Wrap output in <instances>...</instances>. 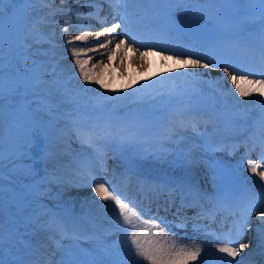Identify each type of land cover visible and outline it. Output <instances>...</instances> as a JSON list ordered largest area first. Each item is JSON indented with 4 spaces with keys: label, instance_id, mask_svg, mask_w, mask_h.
Listing matches in <instances>:
<instances>
[{
    "label": "rangeland",
    "instance_id": "rangeland-1",
    "mask_svg": "<svg viewBox=\"0 0 264 264\" xmlns=\"http://www.w3.org/2000/svg\"><path fill=\"white\" fill-rule=\"evenodd\" d=\"M6 1L2 28H0V57H2L0 71L3 73V81L2 85H0L3 97L2 101H0V113L7 111L8 116L4 120V130L2 129L3 131L0 132V150L12 151L16 145H14V142L19 140L22 145L20 148L23 149L24 154L26 153L25 151L29 150L28 130L14 109V103L21 87L27 91L29 106L33 108L38 120L45 129L48 141L49 170L48 177L43 181L48 182V184L45 185L42 182V184L36 185L35 189L27 191L28 199L25 207L29 214L31 211L32 214L35 211L37 212L34 207H36L37 201L44 197L43 190L52 188L55 190L57 196L47 197L45 195L46 198L44 200H48L53 206L55 205L59 208L64 206L66 211L69 212L68 206H62V204L71 202L77 198L78 201L76 203L80 202V200L82 202L85 201L82 207L86 203H94L97 211L105 219L117 216L118 209L108 206L113 202L105 201L95 193V185L94 183H90L89 173L95 177L96 181L105 182L106 186L112 190L111 176L107 174L125 166L121 158L137 169L143 168L150 176H159L158 174L162 175L163 173L171 176H193L194 173L196 175L202 173L204 158H202V154H198L200 150H198L197 154H194L196 152L192 146L190 147V141L183 139V142L179 146L172 141V137L177 132L176 129L179 122H181L180 130L182 134H193L190 130L187 131V134L184 133L185 127L182 123H185L191 117V113L195 112V108L193 107L196 104L195 100H198V103L205 101L200 97L201 93L206 98L204 92L198 93L197 91L188 90L187 95L189 97L185 98L188 103L185 105V112L181 115L177 111H174L177 104H179H175L176 99L171 104L153 107L151 112L143 117V114L140 112L133 109L127 110L125 106L128 104H125L122 96L115 97L116 94L114 92L107 93L105 91L110 85L120 87L121 83L117 82L125 78L123 76L126 73L123 74V72L118 73L115 71L114 74L109 73L108 70H112L113 63L105 70L100 67L99 78L103 80L107 87H101L98 83L91 82L88 93L75 95L74 97H70L71 100L67 102L64 100L58 104L52 101L47 94L40 92L38 87V82H41L40 75H42L40 69L42 67V57H44L43 51L46 50L44 46L58 42L52 39H42L39 33L41 29L36 30L28 26L33 21L28 16V7H25L21 12L10 8L11 12H9L10 3L8 0ZM36 1L42 2V0ZM30 3H33L32 0ZM210 3H212L211 8L214 11H217L216 5L221 6L223 9L220 12L225 16L226 14H235L245 6L248 9H255L258 5L254 0H246L243 3L237 2V0H213ZM80 7L78 6V8ZM49 9L51 8L48 7V11ZM47 16L48 20L53 21L54 16L52 14ZM22 18H26V20L21 22L19 19ZM33 19L37 21L44 20L42 14L34 15ZM209 26L211 25L208 24L207 27L211 28ZM55 28L54 23L50 21L49 29L55 30ZM76 36H79V34L72 36V39H75ZM120 39L114 41L116 45L124 43V38L120 37ZM116 45L112 46L109 51L111 57L114 54L117 56L122 51V48L117 49ZM96 63L99 62L94 61L91 65L96 66ZM103 63L107 64L109 62L106 60ZM188 69L192 73L204 78L210 73L208 70L199 71V68L194 66H189ZM118 75L121 77H117ZM130 78H135L132 72H129L127 78L124 80L128 81ZM217 80L211 81L215 86L223 87L220 94L223 95V98L221 100L217 98V101H219L218 105L214 99H209V101H205L202 105L215 108L214 113H227L231 118L239 120L236 112L232 111L228 113L229 111L225 109L226 106L231 108L233 104V100L227 98V96L231 97L230 92L234 90L232 89L228 93L229 86H226V84L231 85V81L226 79ZM123 84L126 86L125 83ZM251 87H259V85ZM15 89H18V91ZM136 100L134 98L133 103ZM223 102H225L224 108L220 106ZM26 134L28 135V140ZM149 135L152 138H148ZM90 137H94L95 140H89L88 138ZM99 144H103L105 149L113 152V156L115 157L110 163L107 161V164H101V160L98 159L97 149L100 147ZM182 145L189 150V153L185 154L184 158H181L179 154V149ZM16 150L18 151V148ZM117 156L121 157L119 162ZM4 160H0V194L5 204L6 199L4 200V197L6 196L7 198L12 183L20 182L22 179H18L22 178L23 175L25 176L26 172L25 170L15 168L10 161ZM27 161L28 155L23 160L24 169H27ZM101 175L102 177L100 178ZM34 215L36 221L49 217L40 214V212ZM38 226L41 236L45 239L53 232L52 226L50 225L49 227L48 222L47 224L44 223ZM141 228L143 229L142 243L145 244H152L151 240H153V236L161 233L157 229H152L149 222L143 221ZM22 229L21 227L20 230ZM123 232L107 235V239H118L122 245V250L119 249L118 252L125 256L131 255L132 250L129 248V241L127 239L130 232L122 234ZM146 235H150V238H147L148 240L145 239ZM161 241L166 242L167 240L163 238ZM20 253H22L21 249H19L17 255L19 256ZM59 258L58 253L54 255L53 264H58L60 262ZM132 258L137 259L134 255ZM141 264H145L144 261H141Z\"/></svg>",
    "mask_w": 264,
    "mask_h": 264
},
{
    "label": "bare ground",
    "instance_id": "bare-ground-1",
    "mask_svg": "<svg viewBox=\"0 0 264 264\" xmlns=\"http://www.w3.org/2000/svg\"><path fill=\"white\" fill-rule=\"evenodd\" d=\"M170 1L171 0H146V2L142 5L143 7H145L146 5L149 6L150 13H152L155 18L159 20H165L166 25L172 28H176L181 33L189 32L210 34V32L205 28V26H207V20L209 18L213 19L215 24L218 23L217 28H220V24L222 23V14L219 13L218 19L215 18V11L212 10V8L206 7L201 3H195L190 7L185 6V2L187 0H185V2L184 0H172L174 3L173 8L176 10V12H178V15H170L168 10V3H170ZM3 2L4 0H0V4H2ZM32 2L33 3L30 5L28 16H30V19L33 21L29 23L28 26L33 27L36 30L41 29L39 30V33L42 39H52L58 42L44 46L46 50L43 51L44 57H42L43 61H41V82H38L40 92H42L43 94H47L52 101L58 104L64 100L67 102L71 100L70 97L88 93L90 91L91 82L85 83L78 79V70L75 67L74 58L71 54V47L73 46L81 49V60L87 61V67L89 69H92L99 73L101 68L105 70L108 68V66L114 63L113 68H111L112 70H108L109 73L114 74L115 71L118 73L123 72V74L126 73L123 76L125 78H127V74L129 72H132L133 75H135V78H130L128 81L124 80L125 78L119 80L117 83H121L120 87H118L117 85L116 87L110 85L108 86L109 88L105 89V91L107 93L114 92L116 94L115 97L122 96L125 104H128L125 106L126 109H133L137 112H140L143 114V117L149 114L153 107L155 108L156 106L171 104L172 102H175L176 99L177 100L175 104H179H177V107L174 111H177L178 113H180V115L183 114L186 110L185 105L186 103H188L185 99L189 97L187 95L188 90L197 91L198 93L204 92L206 94V98L200 93L201 99L205 101L214 99L217 105L219 103V101H217V98H220V100L223 98V95H220L223 90L222 86L216 87L214 83H212L211 79L204 78L203 76L192 73L191 70L188 69L189 66H194L199 68V71L208 70L210 71V73H208V77L212 78L213 81L217 79V81H219L222 79V75L224 74L221 69L211 66H209L208 68L204 67V65L208 64L209 61H215L217 64H219L221 60L218 58V54L213 50L202 49L196 46L191 40L186 42H179L174 39H171V41H162L157 37H154L153 35L152 37L150 36V38H138L136 36L137 43L133 45L132 40L124 35L127 40L126 42H124L123 46L120 47L122 48V51L118 53L117 56L115 54L112 55L113 58L109 54L110 49L107 45L104 44L103 47L100 46L101 41L104 39L103 37L97 38L95 33L102 32L105 26L111 25H101L98 21L102 18H106L107 21L110 22L111 20H113V18L118 17V21L116 20V22H120L121 15L132 10L131 5L113 4L115 13L114 15H111L107 18L105 15L106 9L98 8V0H42V3L32 0ZM49 2H51V4H49ZM6 3L7 1L5 0L3 8L6 6ZM78 6L81 7L78 8ZM134 6L135 5H133V7ZM11 7L13 8V5L9 6V8ZM18 7L19 6H17L16 8ZM48 7H51L49 11ZM90 9L91 14H89ZM108 9L111 10V5H109ZM38 14H42V17L44 18L43 21H37L33 19L34 15L36 16ZM49 14H52L54 16L53 23L54 27H56L55 30L49 29L50 21L45 18V15L47 16ZM64 19H66V21H64ZM19 20L21 22H24L26 18H22ZM135 24V28H137L138 23L135 22ZM65 28L67 29V32H65ZM135 28H133V30L137 32ZM120 30L121 31L117 30V32L115 33L117 36L119 35V33L122 34V32L124 31V29L122 28H120ZM85 32L92 34L88 37L87 40L81 41L75 39V42L71 41V43L68 44L64 43V41L69 40L76 33L82 35ZM142 44L145 45V47H141ZM152 45H155L160 49L165 47L171 48L172 51L168 52L184 55L194 53L195 55H191V57L185 56L180 59L168 56L167 53H164L160 50L156 51L153 48L150 50V46ZM141 52H147L148 54L141 56ZM198 56L206 57V59H203L206 60V63L200 62L198 65H193L189 62L190 60H193V58L197 59ZM106 60H108L109 63L104 64L103 62H105ZM94 61L99 62L100 64L96 63V66L91 65ZM117 77L121 76L118 75ZM123 83H125L126 86ZM229 92L230 91H228V93ZM232 92L234 93L235 90H232L230 92L231 97L227 96V98H231L233 100V104L231 107L235 108L242 107L243 105H255L257 101L262 98L258 94H253L252 97H239L238 93H235V95H233ZM134 98L137 99L135 103H133ZM205 101H201V103H198V100L194 101L196 102V104L193 106L195 108V112L193 113L195 121H202L205 119L211 120V118H209L208 116L204 117L200 114L207 112L208 110L211 114H223L221 112L219 114H217L216 112L214 113L215 108L202 105V103H204ZM220 106L224 108L225 102H223ZM26 107H28V102L26 100V96L24 95L22 98H20V100L18 99V106L16 107V109L19 110L22 114H27V120L31 124L33 122V112L27 111L28 108ZM225 109L231 111V108L229 106H226ZM6 116H8L7 111L0 113V132L4 130V120ZM182 124H184L185 127L191 125H187L186 123ZM187 131L188 130H184V133L187 134ZM181 132V130L179 131V133L176 132V134L172 137V141L180 146L183 142V139H186L190 141V147L192 146L194 148L196 152L194 154H197L198 150H200L198 154H202L201 156L202 158H204L202 162V176L208 179L212 177V180L218 186L222 185L219 180V178L222 176L226 177L227 175L230 180L229 183H231L233 180L238 179L226 173L228 167L230 170L232 169L231 172L234 171V169H237L233 164L231 157H227V155L221 153L219 154L213 149H210L211 144L206 140V138H199L197 135L192 134L185 135ZM14 145V149L10 152L0 150V158H2L0 160L5 159L4 161H10L15 168L25 170L23 160L26 157V154H24L23 149L20 148L22 146L21 141L19 140L14 142ZM16 148H18V151L16 150ZM188 153L189 150L184 147V145H182L179 149L180 157L184 158L185 154ZM217 176H219V178L215 180V177ZM114 188L119 189V185L118 187L116 186ZM262 195H264V190H262ZM73 202H76V200H73ZM86 205H89V207L86 206V208L90 209L89 211L91 214L94 215V213H97V207L94 203H87ZM1 208L2 201L0 200V228L4 226L5 221ZM7 228L9 229V227ZM3 236L4 247L6 246V248H9L11 250H3V258H6V260H8L9 258L12 259L14 255V252H12L14 251V244H11V242L12 239L15 238V234L14 232H12V236H7L5 235V233H3ZM147 238H150V235H146L145 239L148 240ZM161 239L162 238L157 235L153 236V240H150L152 241V243L159 241L165 246H170L172 244L171 240L163 242L161 241ZM41 241H43V239L40 237L39 233H37V231L35 232V230H32V241L30 243L29 249L30 259L28 260L27 264H53L51 254L47 252L53 249L52 243H49V250L45 251L43 250V244L45 245V242ZM246 241L247 239H244L242 243H246ZM248 242L249 241H247V243ZM176 247L179 246L176 245ZM80 249L84 248L81 247ZM42 251H45L46 253H42ZM78 251L80 250L75 251L76 254ZM217 252L218 250L212 253L216 254ZM220 254L224 253L218 252L216 255ZM77 255L83 256L82 251ZM207 259L208 257H201L199 259H196L195 261L189 262V264H201V261ZM68 261H73V257H68L66 261L62 262H64V264H67ZM89 261L88 258L85 257L84 264H88ZM144 263L147 264V262ZM58 264H61V261L58 262Z\"/></svg>",
    "mask_w": 264,
    "mask_h": 264
},
{
    "label": "snow or ice",
    "instance_id": "snow-or-ice-1",
    "mask_svg": "<svg viewBox=\"0 0 264 264\" xmlns=\"http://www.w3.org/2000/svg\"><path fill=\"white\" fill-rule=\"evenodd\" d=\"M8 2L15 3L16 0H8ZM31 2V0H28ZM110 4H118V5H142L146 2V0H108ZM195 3L202 2H213V0H194ZM237 2H246V0H237ZM256 4H258L260 15L264 17V0H254ZM5 0L2 4H0V28H2V20L4 16V6ZM9 12L11 9L9 8ZM89 14H91V9L89 10ZM121 21L123 22L122 35H125L127 38L132 40L133 45L137 43V39L133 28L136 26L135 22L128 16V13L125 12L121 15ZM101 25H107L108 21L106 18H102L98 21ZM122 27L121 22L112 23L111 26H105L102 32H96L95 35L97 38L103 36L108 37L107 43L112 42V35L116 32L117 29ZM65 32L67 29L65 28ZM92 35L91 33L85 32L82 35L75 37L77 40H87L88 37ZM69 43H71L69 41ZM101 47L104 46V42H101ZM120 44L116 45L117 49L120 48ZM141 47H145V45H141ZM155 45L150 46V50L155 48ZM161 51H172L171 48L165 47L162 48ZM259 55V63L257 66H246L241 65L237 67L235 64H227L222 67V72L224 76L222 79H226L231 81V86L235 90V93L239 94V97H248L253 94H258L260 97H264V79L252 80L249 79L250 76L260 75L264 77V32L260 34V41L258 48L252 50L250 55L252 58H255L256 53ZM71 54L74 58V64L76 69L78 70V79L88 83L95 82L98 83L101 87H107L104 84L103 80L99 78L100 74L92 69L87 67V61L81 60V49L76 46L71 47ZM147 52H141V56L147 55ZM180 55V54H178ZM189 56L195 55L194 53L188 54ZM111 58V57H109ZM206 59V57L198 56L195 60H190L189 62L193 65H198L200 60ZM0 62H2V57H0ZM211 67H221L220 64H217L215 61H209L208 64L204 65L205 68ZM231 69V71H230ZM233 73H238L239 75H234ZM203 75V74H201ZM3 81V73L0 71V85H2ZM252 85H259V87H250ZM18 91V89H15ZM231 91V89H229ZM2 88H0V101H2ZM257 103L261 106V117L258 121L259 126L264 129V99H260ZM35 116L33 120H36ZM39 129L33 131V136L37 134ZM261 146L264 147V139L261 141ZM2 159V158H0ZM260 159L264 160V155H261ZM247 167L250 169L252 173H255L260 176L261 180H264V171L258 172V167L256 163L249 161ZM90 183H94V191L95 193L105 201H112L109 207H114L118 209L117 212V224L122 228L125 233H129L127 236L129 241V248L132 250L131 255H122L117 250L106 248L102 249V258L101 259H93L88 262V264H141V261L147 262V264H189L191 261H195L201 255V247L199 245H195L194 247H185L180 246L176 247L175 242L170 246H165L161 244L159 241L152 244L142 243L143 237V229L141 225L143 221L140 219V212L137 211L136 207L132 204V202L126 197L121 196V194L117 193L115 188H110L106 186L105 182L96 181L95 177L89 173ZM261 187H264L262 185ZM252 210L258 211L261 216H264V199L259 201V204L256 208L253 209H243L240 213V218L234 221V228L237 230L240 236H243L245 231L248 228V222L251 218L250 212ZM261 224H264V220L261 221ZM150 227L152 229H159L158 224H151ZM258 238L260 240V246L264 247V229L257 228ZM139 233V234H138ZM231 234L229 233V236ZM167 239V238H165ZM231 243H236L237 246H229ZM248 247L246 243H240L237 239L236 241L229 240L228 244L218 246V252L226 254L225 256H215L213 254V259L211 261L203 260L201 264H234V258L239 256L241 251ZM3 249H4V236L3 229L0 228V264H23L22 261H11L6 262L3 259ZM135 256L137 259H133L132 256ZM228 257L233 258L229 260ZM64 264V262H61ZM67 264H77L74 261H68Z\"/></svg>",
    "mask_w": 264,
    "mask_h": 264
}]
</instances>
